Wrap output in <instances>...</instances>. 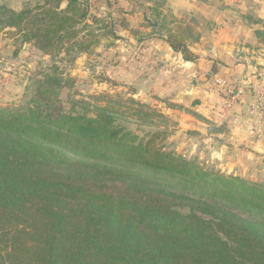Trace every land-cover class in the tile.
<instances>
[{"label":"trees","instance_id":"16d2710c","mask_svg":"<svg viewBox=\"0 0 264 264\" xmlns=\"http://www.w3.org/2000/svg\"><path fill=\"white\" fill-rule=\"evenodd\" d=\"M88 17L81 0L2 6L0 30L56 58L88 51ZM73 84L52 65L27 102L0 108V264H264V186L202 171L162 132L129 144L110 114L65 106Z\"/></svg>","mask_w":264,"mask_h":264},{"label":"crops","instance_id":"0c3cea01","mask_svg":"<svg viewBox=\"0 0 264 264\" xmlns=\"http://www.w3.org/2000/svg\"><path fill=\"white\" fill-rule=\"evenodd\" d=\"M34 1L0 0V6L23 11ZM104 2L108 19L119 15L124 29L104 48V57L114 67L107 66L110 80L102 86L113 92L118 86L120 98L128 95L152 106L164 105V113L176 122L178 133L167 131L176 146L187 142V151L199 156L211 149L231 173L259 172L248 160L255 156L264 160V131L254 130L250 117L255 100L264 94V0H166L165 5L158 0ZM153 16L160 20L158 28L167 24L174 35L179 28L176 35L191 59L174 51L158 30L146 34ZM133 55L134 61L141 60L127 63ZM78 68L74 75H86L85 68ZM216 75L231 86L247 89L241 103L223 118L220 112L226 97L214 89ZM108 101L111 105L110 97ZM211 126L224 132L211 134Z\"/></svg>","mask_w":264,"mask_h":264},{"label":"rangeland","instance_id":"374dc122","mask_svg":"<svg viewBox=\"0 0 264 264\" xmlns=\"http://www.w3.org/2000/svg\"><path fill=\"white\" fill-rule=\"evenodd\" d=\"M81 1H86L89 5V17L86 21L89 28L80 37V39L83 38L86 46L89 47L92 44L88 48V53H72V51L63 52L56 58L47 57L33 45L22 43L19 34H16L15 30H0V108L27 102L35 92L36 80H41L43 72H47L52 65H57L63 78L74 81L71 89H66L62 92L61 100L67 108L69 103L71 105L75 103L77 105L76 114L91 119H97L100 112L110 114L114 121L113 127L120 130L122 135L129 134L127 138L129 144L137 145L142 141H147L152 135H157L159 132L165 133L166 136L157 139V144L176 157L196 164L202 171L213 175L237 177L264 186V160L260 157L255 156L253 160H248L250 167L254 170L259 169V172L246 176L228 172L225 166L218 161L219 157L211 149L208 150L206 158L205 155L207 153H201L199 156L196 153L191 154L188 152L187 146L189 144L187 142L179 146L172 142L167 131L178 133V129H174V124L176 123L174 119L171 120L170 116L164 113L166 110L164 105L154 104L152 106L143 100L128 97V95L120 98L117 85L114 92L102 86L103 83L110 80L106 70L108 71L109 67L107 66H110L109 64L113 62H109L108 58L104 57L106 54L104 48L106 45L113 44L116 37H119L121 31H123L124 26L123 23L118 22L120 20L119 15L113 21L108 19V14L110 13L108 9L104 10V8H107L104 0ZM158 1L162 5L167 3L166 0ZM42 3L43 0H35L30 5V8H25L23 11L33 9ZM2 6L15 12H22L6 5H1L0 7ZM151 20L150 25H146L149 27L146 29V34L154 32L155 29L159 31L157 34L160 36L165 34L168 40L170 36H173L182 43L178 35H176V33H179V28L175 29L174 35L169 33L167 24L158 28L157 21L160 22L159 18L153 16ZM145 55L146 53H143L142 57ZM130 58L131 60L129 59L127 62L129 64L130 61L133 64L135 61L141 60V58H137L138 60L134 61L135 55ZM145 60H142V62L144 61L143 63H145ZM81 62H83V65ZM78 67H81V69L85 68L81 71L85 72L86 75H74L75 72H78ZM111 67L114 66L111 65ZM219 94L221 97H226L224 93ZM108 97L112 100L111 105H109ZM251 119L254 118L252 117ZM130 170L134 171L133 168ZM141 176L150 180L165 178L163 174L154 171H145Z\"/></svg>","mask_w":264,"mask_h":264},{"label":"built area","instance_id":"2783aa9c","mask_svg":"<svg viewBox=\"0 0 264 264\" xmlns=\"http://www.w3.org/2000/svg\"><path fill=\"white\" fill-rule=\"evenodd\" d=\"M213 86L216 92L224 93L226 95V100H224L223 105L221 106L220 118L225 117V115L232 111L235 107H237L244 95L246 93V87L238 86L234 87L228 84V81L216 75L213 78ZM250 116L254 118L255 128L254 130L264 131V94H260V96L255 100L254 105L250 109ZM253 130V129H251ZM253 130V131H254Z\"/></svg>","mask_w":264,"mask_h":264},{"label":"water","instance_id":"95a60500","mask_svg":"<svg viewBox=\"0 0 264 264\" xmlns=\"http://www.w3.org/2000/svg\"><path fill=\"white\" fill-rule=\"evenodd\" d=\"M209 132L214 135L222 134L224 131L216 126H211L208 128Z\"/></svg>","mask_w":264,"mask_h":264}]
</instances>
